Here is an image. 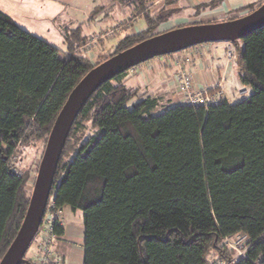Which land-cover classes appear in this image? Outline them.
<instances>
[{
  "label": "trees",
  "instance_id": "1",
  "mask_svg": "<svg viewBox=\"0 0 264 264\" xmlns=\"http://www.w3.org/2000/svg\"><path fill=\"white\" fill-rule=\"evenodd\" d=\"M124 3L143 13L147 27L127 33L96 63L85 54L90 38L82 29L63 30L62 53L0 10V260L31 196L28 172L9 167L14 152L45 148L69 94L89 71L160 34L154 30L162 20L146 11L149 3ZM240 40L237 77L249 91L236 101L224 96L212 105L160 111L158 97L126 84L141 64L90 96L70 130L43 218V224L48 214L57 219L64 207L82 212L83 264L229 262L236 253L225 239L238 234L249 247L233 264H264V27ZM42 232L33 240L40 246ZM53 233L55 243L65 234L59 218Z\"/></svg>",
  "mask_w": 264,
  "mask_h": 264
},
{
  "label": "water",
  "instance_id": "2",
  "mask_svg": "<svg viewBox=\"0 0 264 264\" xmlns=\"http://www.w3.org/2000/svg\"><path fill=\"white\" fill-rule=\"evenodd\" d=\"M264 27V3L249 14L219 23H198L164 31L127 48L89 71L69 94L60 110L40 161L23 222L0 260L22 264L42 224L55 174L70 130L90 96L106 81L155 57L180 52L207 42L242 39Z\"/></svg>",
  "mask_w": 264,
  "mask_h": 264
},
{
  "label": "crops",
  "instance_id": "3",
  "mask_svg": "<svg viewBox=\"0 0 264 264\" xmlns=\"http://www.w3.org/2000/svg\"><path fill=\"white\" fill-rule=\"evenodd\" d=\"M68 0H0V10L5 14L9 15L20 27L30 31L31 33L37 35L33 32L32 29L39 30L42 27H51L55 28V25L61 28V33L63 35V30L66 29L68 26L67 24L58 26L57 21L59 17H63L64 13L62 10V4L66 3ZM70 1V0H69ZM88 2L94 0H78V2ZM80 2V3H81ZM107 6H102L101 8H96L91 11L89 15V19H97V22H91L89 26L91 28V33L93 35L94 32H99L102 34V37H106L109 35L105 31L112 30V28H123L122 33L125 36L127 33H135V26L140 24L141 20H145L143 17V13H138L139 10L135 6H130L124 3L123 5L120 4L121 0H106L105 1ZM144 2L149 3L151 6L146 9V11H150L151 13H158V12H168V13H179L183 16V13L186 12L188 16L191 14L194 15L196 13L200 14H207L210 15L213 19L216 16H223L228 15L229 19H233L234 17H241L246 15L253 6L254 3L245 4V0H144ZM202 5H206L205 8H201ZM97 10V11H96ZM96 11V12H95ZM95 14L92 16V14ZM240 12L246 14L239 15ZM237 14V15H235ZM235 15V16H233ZM130 18V19H128ZM66 19V17H64ZM127 20V25H118L120 22ZM227 20V19H226ZM72 21V20H69ZM146 22V21H145ZM66 23H69L66 21ZM55 24V25H54ZM118 25V26H117ZM82 29V33L85 36H89L90 34L84 33V28H82V24L78 23L75 28ZM70 28V27H69ZM71 28V29H75ZM121 31V30H120ZM104 32V33H103ZM97 39L93 38V47L89 50H86V54L89 58H91L97 52ZM104 44L103 48L105 49L106 43ZM235 47V46H234ZM100 48H98L99 50ZM189 50L185 51L184 53H178L175 56V77L179 74L180 66L177 64L178 57H184L189 55L192 57L190 64H182L183 69H188L193 73V77L195 80V87L199 89H213L215 88L222 76H227L228 82L224 87V96L228 100H231L234 93L236 91L241 90V81H238L237 77V63L234 60H230L226 54V42L224 41H214V42H207L200 45L192 46L187 48ZM91 53V54H90ZM153 60V59H152ZM151 61V60H149ZM147 61V62H149ZM182 62V60H181ZM147 64V63H145ZM149 64V63H148ZM168 64L164 65L166 69ZM139 67L132 70L133 74L139 73ZM143 73L147 76L145 80V87L138 86L141 91L145 89H149L150 84L160 83L169 86L170 84L175 85L172 81L173 77L171 75L164 76L165 79L163 81H157L156 77H152L151 75L143 70ZM129 77V74L127 78ZM127 84V81H126ZM169 84V85H168ZM245 86H243L244 88ZM242 88V89H243ZM178 90V89H177ZM235 96V95H234ZM245 95L241 96L244 97ZM234 97L232 98V101ZM68 207H64V213L68 210ZM71 213H74L73 211ZM75 214V213H74ZM65 224H63L64 226ZM65 228L64 236L59 239L54 246L55 254L60 257L64 262L65 259L69 258L72 261L73 251L69 250L67 252L65 249L68 247H64L62 245V239L66 236L67 229ZM35 242V241H34ZM41 246L38 242H35L33 246L32 252L28 255L30 259L36 258V255L40 253ZM61 249L65 252H60ZM69 253V254H68ZM63 262V263H64ZM25 264H30L26 262Z\"/></svg>",
  "mask_w": 264,
  "mask_h": 264
},
{
  "label": "rangeland",
  "instance_id": "4",
  "mask_svg": "<svg viewBox=\"0 0 264 264\" xmlns=\"http://www.w3.org/2000/svg\"><path fill=\"white\" fill-rule=\"evenodd\" d=\"M106 0H94L88 1V2H78V0H68L66 3L62 4V10H63V17H59L57 24L58 26L67 24L68 27L70 28H75L78 23L82 24V28H84V33L90 34L91 33V28L89 27L91 25V22H97V19H89V15L92 10L96 8H101L102 6H107ZM264 0H245V4H250L254 3L253 6L257 7L261 2ZM246 12L242 13L240 12L239 15H244ZM160 19V24L157 26V28L154 30L156 32H164L170 29L178 28V27H183V26H188L192 24H200V23H219L223 21L229 20L228 15H223V16H216L215 19L210 17V15L207 14H194L188 16L186 12L183 13V16L180 15L179 13H168V12H158L157 13ZM237 15V14H235ZM233 15V16H235ZM66 17V19H64ZM240 17V16H239ZM236 19V17H234ZM238 18V17H237ZM130 19V18H128ZM227 19V20H226ZM72 20V21H69ZM68 21L69 23H66ZM90 24V25H89ZM55 25V24H54ZM119 26L122 25H127V20H124L118 24ZM117 25V26H118ZM147 27V24L145 20H141L140 24L135 26L136 32L145 29ZM123 29V28H122ZM121 28H112V30H107L105 33H109L106 37H102V34H99V32H94L93 35L90 34V39H89V46L90 48L93 47V38H96L98 43L97 47L100 48L97 52L91 57L92 61L94 63L98 62L99 60H103L107 58L110 54V52L114 49L113 47L117 44V42L123 37ZM33 32L37 34L40 38L44 39L45 41L49 42L50 44L59 47L62 49V53H65L67 50L66 43L64 41V38L62 36V31L61 28L57 27L55 25V28L51 27H42L39 30H34L32 29ZM121 30V31H120ZM104 33V32H103ZM102 38V39H101ZM106 43L105 49L103 48L104 44ZM219 41V40H218ZM222 41V40H220ZM243 43L240 39L236 40L235 45V59L238 56L239 49L238 46H241ZM189 49H183L180 52L168 54L165 56H160V57H155L153 60L149 62H144L139 66V73L138 74H133L132 71L129 73V77L127 78V85L130 87H145V83L147 84V81L145 80V77H147L144 73L143 70L146 71L149 76L151 75L152 77H156L157 81H163L162 79H165L164 76L166 75H171L173 77L172 81L174 82L175 85L168 84L169 86L160 84V83H154L150 84L149 89L146 91L149 93L151 96L158 97L160 99L159 102V109L160 111L164 110L162 108H165L166 106H169L170 104H178V103H184L183 98H181V95L179 93V81L177 76L175 77V71H176V65H175V56L178 53H184ZM86 54V52H85ZM91 54V53H90ZM147 63V64H145ZM149 63V64H148ZM168 64L166 69L164 68V65ZM238 81H240L239 78H237ZM241 89L243 88L244 84L241 81ZM226 85V84H225ZM224 85V87H225ZM248 88L249 87H244L242 90L236 91L233 95L234 101L242 98L241 96L247 95L248 94ZM178 89V90H177ZM142 92H145V89L142 90ZM230 99L232 100L233 97L229 94ZM90 128V127H89ZM92 129L87 130L86 135L88 133H91ZM93 133V132H92ZM44 149L42 144H37V145H32V146H27L24 148V150H16L14 152V155L12 156V161H10L9 167H13L12 169L16 170L20 174H26L28 172L29 174V179H28V184L27 188L29 191V194L33 191V187L35 184V180L37 177V172L38 168L40 165V161L42 157H40V154L44 152ZM40 157V158H39ZM30 172V173H29ZM31 197V196H30ZM72 211L68 209L65 213L64 210L62 213L58 216L59 221L61 224H65L64 226L67 229L66 236L62 239V245L64 247H68V249H65L67 252L69 250L73 251V257L72 261L70 260V255L69 258L65 259V262L62 264H83V257H84V224H83V215L81 211H77L74 213H71ZM48 213V211H47ZM57 218V219H58ZM55 219V220H57ZM39 234L36 235V237ZM236 236V235H235ZM235 236L232 238L234 240ZM39 239L41 236L38 237ZM35 245V242H32V245L30 246L27 256L32 252L33 246ZM40 251H42V248H40ZM60 252H65L63 249H61ZM69 254V253H68ZM36 255L37 259L40 257ZM215 261V260H214ZM213 262V261H211ZM209 262V263H211Z\"/></svg>",
  "mask_w": 264,
  "mask_h": 264
},
{
  "label": "built area",
  "instance_id": "5",
  "mask_svg": "<svg viewBox=\"0 0 264 264\" xmlns=\"http://www.w3.org/2000/svg\"><path fill=\"white\" fill-rule=\"evenodd\" d=\"M109 34V33H108ZM226 54L228 59L234 60L235 58V47L231 41H226ZM182 60V62H181ZM192 57L186 55L184 57L177 58V64L180 66L179 74L177 75L179 81V93L181 98H183L184 103L186 104H203V105H212L218 103L220 100L224 98V85L228 82L227 76H222L218 85L213 88H205L199 89L195 87V80L193 77V73L188 69H183L182 64H190ZM242 90V89H241ZM11 168H13L11 166ZM44 215V219H45ZM47 222L40 226L39 231L42 229V238L45 237L44 243L41 246L42 251H40V257L37 259L35 258L37 264H59L62 259L55 254L54 246H55V239L56 236L53 233V225L56 221V216L53 214L47 215ZM43 219V220H44ZM38 231V232H39ZM234 237V236H233ZM233 237H227L225 239V243L227 246L235 250V258L232 261H220L215 260L209 264H233L237 259L244 256L248 247L249 242L246 235L238 234L235 236L234 240Z\"/></svg>",
  "mask_w": 264,
  "mask_h": 264
},
{
  "label": "bare ground",
  "instance_id": "6",
  "mask_svg": "<svg viewBox=\"0 0 264 264\" xmlns=\"http://www.w3.org/2000/svg\"><path fill=\"white\" fill-rule=\"evenodd\" d=\"M59 264H62V262L60 261V263Z\"/></svg>",
  "mask_w": 264,
  "mask_h": 264
}]
</instances>
